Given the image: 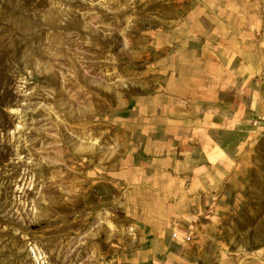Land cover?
<instances>
[{"label":"rangeland","instance_id":"obj_1","mask_svg":"<svg viewBox=\"0 0 264 264\" xmlns=\"http://www.w3.org/2000/svg\"><path fill=\"white\" fill-rule=\"evenodd\" d=\"M0 264H264V0H0Z\"/></svg>","mask_w":264,"mask_h":264}]
</instances>
